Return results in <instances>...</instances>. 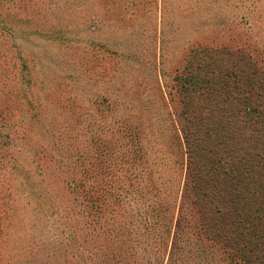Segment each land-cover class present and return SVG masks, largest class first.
<instances>
[{"label": "trees", "instance_id": "obj_1", "mask_svg": "<svg viewBox=\"0 0 264 264\" xmlns=\"http://www.w3.org/2000/svg\"><path fill=\"white\" fill-rule=\"evenodd\" d=\"M58 1L0 0V264H264V64L191 48L174 112L157 52L114 51L99 94Z\"/></svg>", "mask_w": 264, "mask_h": 264}, {"label": "rangeland", "instance_id": "obj_2", "mask_svg": "<svg viewBox=\"0 0 264 264\" xmlns=\"http://www.w3.org/2000/svg\"><path fill=\"white\" fill-rule=\"evenodd\" d=\"M57 5L53 13L59 18L57 24L64 28V45L77 41V45L90 43L96 49L97 77L93 90L99 94L114 84L109 74L116 64V53L124 65L123 57L128 52H157L159 80L175 99L167 101L174 112L178 102L171 88V77L184 64L191 48L200 44L240 46L264 64V0H59ZM87 5L93 17L88 24L77 17L81 7ZM68 22H71L69 32L65 31ZM34 39L30 48L38 61L43 60L46 40ZM45 48L50 52L56 45L50 42ZM46 63L55 73L64 65ZM89 92L83 91L80 99L88 98ZM204 264L230 263L215 255Z\"/></svg>", "mask_w": 264, "mask_h": 264}]
</instances>
